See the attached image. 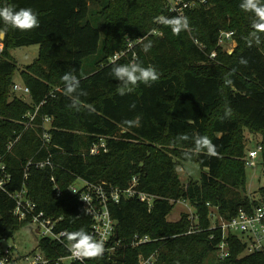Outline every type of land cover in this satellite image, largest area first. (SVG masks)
I'll list each match as a JSON object with an SVG mask.
<instances>
[{"label":"trees","instance_id":"obj_1","mask_svg":"<svg viewBox=\"0 0 264 264\" xmlns=\"http://www.w3.org/2000/svg\"><path fill=\"white\" fill-rule=\"evenodd\" d=\"M241 3L207 0L187 8L184 16L190 30L173 35L170 27L154 22L160 15L178 16L169 12L166 0H100L96 10H91L89 0H0V7L32 8L40 21L38 28L20 31L0 20V28H7L0 60V152L20 135L6 157L13 175L10 189L21 187L29 159L40 160L50 153L54 170L32 168L27 187L39 210L46 216L62 217L61 228L69 232L84 229L90 233L92 224L78 198L68 191L79 178L125 188L137 177L140 190L160 197L150 210L136 198L111 204L117 222L114 239L125 245L118 253L123 261L103 255L88 260L90 264H137L140 256L154 253L157 264H209L206 260L215 255L222 233L211 228L207 203L217 206L225 219L240 208L251 210L259 204L246 195L244 130L263 135L264 163V33H259V45L253 41L248 46L256 18L241 10ZM96 15L103 19L105 30L101 44L100 30L93 24ZM221 31L234 32L238 45L232 53L218 46ZM139 38L143 40L134 47V62L155 67L160 78L130 86L131 91L120 95L122 85L112 75L110 58L127 49V39ZM145 44H151L147 52ZM30 45L39 50L34 62L20 71L23 84L30 88L31 102H26L10 94L17 69L10 51ZM213 51L216 57L212 59ZM132 53L115 64H130ZM91 56H98L97 60L88 62ZM241 57L247 59L246 66L239 63ZM66 72H73L87 93L79 97V111L69 106L71 99L61 79ZM38 106L34 126L25 128L26 114ZM229 108L231 115L226 116ZM45 116L52 118L47 147L40 139ZM137 116L139 127L124 124ZM182 134L190 139H178ZM197 134L213 141L219 157L207 156L206 150L194 152L191 138ZM101 139L105 150L91 155L90 149ZM180 162L197 163L199 180L184 184L177 173ZM53 175L62 190L60 196L55 195ZM260 191L263 196L264 188ZM177 200H187L196 209L198 224L191 233L187 214L174 222L167 219ZM13 205L0 192V240L26 226L11 214ZM135 234L148 235L151 242L132 247ZM226 239L229 256L217 258V264H264V251L246 253L239 236ZM42 246L50 247L49 256L66 253L56 243L45 241Z\"/></svg>","mask_w":264,"mask_h":264},{"label":"built area","instance_id":"obj_2","mask_svg":"<svg viewBox=\"0 0 264 264\" xmlns=\"http://www.w3.org/2000/svg\"><path fill=\"white\" fill-rule=\"evenodd\" d=\"M207 0H166V6L171 13H175L178 16H184V10L192 8L198 4H204ZM152 34L161 35V32L152 30ZM233 31H221L218 37V46H224L228 42L234 40ZM143 38L131 41L127 39V49L116 53L110 58L111 62L117 61L122 56H125L129 52L132 53V62L136 59V53L133 51L134 47L142 42ZM3 43L0 40V60L3 54ZM216 52L213 51L210 54V58H215ZM17 93L30 94V88L26 85L15 82L11 87V96H16ZM43 102H41L42 104ZM40 104V105H41ZM39 106L36 107L33 113L26 114L27 121L24 123L25 128L33 127L34 120L37 115ZM52 118L49 116L43 117L42 132H40V139L43 147H47L51 142V135L49 130L51 128ZM20 135L10 140L5 148V151L0 152V192L4 193L11 201H13V209L11 214L20 222L30 227L36 239V248L29 253L22 255L14 247L7 249H1L0 244V264H81V261L74 259L69 250V241L66 239L65 234L69 231L61 228L62 217L54 218L46 216L39 210L38 204L32 200L29 195L27 187V180L30 176V170L32 168L45 169L49 168L54 170L55 164L52 161V155L46 158L37 160L34 158L29 159L24 165L22 185L19 189L11 190L10 186L13 184V175L10 172L6 157L9 152L12 151L16 143L19 141ZM105 150V143L100 140V143L94 144L90 149L91 155L98 154L101 149ZM262 151L261 143L257 144L256 149L248 152V158H245L246 165L254 166L255 159ZM255 153V155H253ZM80 179V178H79ZM83 185L81 187L76 186V182L68 187V191L76 196L81 203L83 210L91 217L92 224L90 233L94 235L97 240H103L105 242V252L103 255L119 256L118 253L125 247V245L118 239H114L116 236V220L112 217L110 211V205L118 203L124 199L136 198L140 202L145 203L150 210L153 206L154 200L159 199V196L142 191L138 188V178L133 177L129 185L125 188L114 186L109 182H89L81 179ZM51 182L56 196L62 194V190L59 187L55 176H51ZM256 199V198H255ZM259 204L253 206L251 210L240 208L237 213L230 219H225L218 212L217 206H212L207 203L209 207V218L212 226L221 230L222 239L217 245L218 258L223 260L229 256V245L227 242L228 236H239L246 244V253L264 251V195L257 199ZM180 200L175 201L179 202ZM187 216L188 220L192 223L191 229L188 233L194 231L195 226L198 224V215L194 212ZM197 228V227H196ZM193 229V230H192ZM6 237V236H5ZM3 237L2 240H4ZM56 243L58 247L65 250V254H59L57 256H49L47 249L50 247L42 246L43 242ZM151 242V238L148 235L141 236L135 234L131 240L132 247H138ZM52 247V246H51ZM60 253V252H59ZM158 256L156 253L151 254L148 257L140 256L137 264H157ZM83 264H90L88 260H84Z\"/></svg>","mask_w":264,"mask_h":264},{"label":"clouds","instance_id":"obj_3","mask_svg":"<svg viewBox=\"0 0 264 264\" xmlns=\"http://www.w3.org/2000/svg\"><path fill=\"white\" fill-rule=\"evenodd\" d=\"M241 10L245 12L254 13L256 19L252 22L253 32L251 38L247 41L248 46L253 45V41L259 45L261 38L259 33H264V3L261 0H242L239 5ZM0 20L5 25L10 26L13 29L20 31H30L40 26L38 14L32 8H20L16 10L11 5L0 7ZM154 22L170 27L173 35H179L182 31L190 30L189 19L186 16L179 15L175 17H165L163 15L154 18ZM7 28H0V40L6 37ZM151 48V44L144 45V51L147 52ZM112 68V75L121 83V87L118 89L120 95H125L126 90L131 91L130 86H136L138 83H144L146 85L151 82H156L160 78L159 72L153 66L144 67L140 63H130L119 65L115 64ZM241 65H247V59L241 57L239 60ZM235 70H233L234 73ZM64 86L65 94L70 97V107L79 111L81 106L80 96L87 95L82 89H80V80L73 72H66L61 77ZM226 83L230 84L231 80H226ZM134 107V105L132 106ZM90 111H95L90 105L88 106ZM226 116L231 115V109H227ZM124 124L129 127H139L140 117H136L133 120H126ZM180 140H188L190 137L187 134H182L178 137ZM194 141V152L200 153L206 150V155L209 157H219L217 146L206 135H195L192 137ZM255 155V153H253ZM66 239L70 242L68 250L74 259L81 261L97 259L103 256L105 252V242L103 240H97L93 234L86 232L84 229L68 232L65 234Z\"/></svg>","mask_w":264,"mask_h":264},{"label":"rangeland","instance_id":"obj_4","mask_svg":"<svg viewBox=\"0 0 264 264\" xmlns=\"http://www.w3.org/2000/svg\"><path fill=\"white\" fill-rule=\"evenodd\" d=\"M91 5V10H96L100 8L99 2L100 0H89ZM93 24L100 30L101 41H103L105 30L103 27V19L96 15V20L93 21ZM261 38V37H260ZM238 42L234 39L231 42H228L223 46V49L229 53H232L234 49L237 47ZM39 47L37 45L23 46L12 49L11 55L15 60L17 69L14 74L13 80L14 82L20 83L23 85V81L20 77V71L25 69L28 65H30L38 56ZM98 56H91L88 59V62H95ZM87 60L85 61L86 64ZM16 97L22 98L26 102H31V97L29 94L17 93ZM244 137L246 141V149H245V157L248 158V152L250 150L256 149L257 144L261 143L263 135L261 133L250 132L248 129L244 130ZM255 165L245 167V175H246V195L250 198L259 199L262 197V193L260 191L261 188H264V163L262 153L254 160ZM177 173L181 179V181L186 184L190 179L199 180L201 170L197 163L193 162H180L177 167ZM83 182L81 179L76 181V186L81 187ZM192 212L196 213L195 207L189 203L187 200H180L175 203V206L172 212L168 215L167 219L169 221H177L180 219L182 214H187L190 216ZM197 214V213H196ZM192 225V223H191ZM9 247H14L16 251L20 254L25 255L29 253L31 250L36 248V239L34 237L33 232L30 227L23 226L14 234L6 236L1 243V249H7ZM217 252L215 255L210 254L206 260L209 264H217Z\"/></svg>","mask_w":264,"mask_h":264},{"label":"water","instance_id":"obj_5","mask_svg":"<svg viewBox=\"0 0 264 264\" xmlns=\"http://www.w3.org/2000/svg\"><path fill=\"white\" fill-rule=\"evenodd\" d=\"M0 244H1V242H0ZM111 258L114 259V260H117V261H121V262L123 261V257L122 256H114V255H112Z\"/></svg>","mask_w":264,"mask_h":264}]
</instances>
